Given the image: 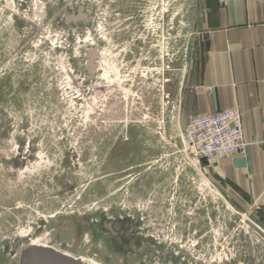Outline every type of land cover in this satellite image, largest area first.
Returning <instances> with one entry per match:
<instances>
[{
  "label": "rangeland",
  "instance_id": "374dc122",
  "mask_svg": "<svg viewBox=\"0 0 264 264\" xmlns=\"http://www.w3.org/2000/svg\"><path fill=\"white\" fill-rule=\"evenodd\" d=\"M205 13L0 0V264L29 246L91 264H264L257 207L184 139Z\"/></svg>",
  "mask_w": 264,
  "mask_h": 264
},
{
  "label": "crops",
  "instance_id": "0c3cea01",
  "mask_svg": "<svg viewBox=\"0 0 264 264\" xmlns=\"http://www.w3.org/2000/svg\"><path fill=\"white\" fill-rule=\"evenodd\" d=\"M205 5L208 48L191 115L240 111L247 154L209 167L220 185L239 191V203L257 207L253 216L264 230V0Z\"/></svg>",
  "mask_w": 264,
  "mask_h": 264
},
{
  "label": "built area",
  "instance_id": "2783aa9c",
  "mask_svg": "<svg viewBox=\"0 0 264 264\" xmlns=\"http://www.w3.org/2000/svg\"><path fill=\"white\" fill-rule=\"evenodd\" d=\"M228 1L231 0H217L219 5ZM184 139L189 153L198 164L203 161L212 166L223 157L242 156L248 152L241 113L237 108L189 117Z\"/></svg>",
  "mask_w": 264,
  "mask_h": 264
},
{
  "label": "water",
  "instance_id": "95a60500",
  "mask_svg": "<svg viewBox=\"0 0 264 264\" xmlns=\"http://www.w3.org/2000/svg\"><path fill=\"white\" fill-rule=\"evenodd\" d=\"M20 264H84L72 257L56 252L54 249L29 246L19 256Z\"/></svg>",
  "mask_w": 264,
  "mask_h": 264
},
{
  "label": "bare ground",
  "instance_id": "6f19581e",
  "mask_svg": "<svg viewBox=\"0 0 264 264\" xmlns=\"http://www.w3.org/2000/svg\"><path fill=\"white\" fill-rule=\"evenodd\" d=\"M65 256H68V255H65ZM68 257H71V256H68ZM72 258L77 259L83 262L84 264H91L89 261L85 260L84 258H80V257H72Z\"/></svg>",
  "mask_w": 264,
  "mask_h": 264
}]
</instances>
